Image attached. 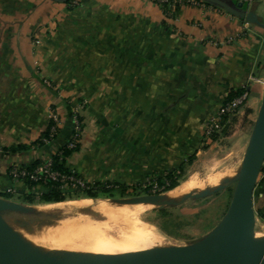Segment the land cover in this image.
Listing matches in <instances>:
<instances>
[{"label":"crops","instance_id":"crops-1","mask_svg":"<svg viewBox=\"0 0 264 264\" xmlns=\"http://www.w3.org/2000/svg\"><path fill=\"white\" fill-rule=\"evenodd\" d=\"M1 22L0 148L34 142L50 111L59 117V132L41 148L0 155V194L27 193L24 184L8 178V167L44 161L69 140L72 108L63 104L68 99L115 102L113 110H83L79 150L67 166L86 181L117 184L174 170L192 155L195 162L205 150L206 119L231 90L250 93V116L259 109L264 29L210 7L183 6L166 20L148 0H80L73 10L50 0H0ZM80 28L86 32L84 52L94 56L88 67L100 70L101 88L89 87L90 80L78 87L77 72L60 76L66 63L60 54L73 48L54 38ZM96 38L99 45L91 44ZM35 62L49 81L69 91H45L44 81L29 71ZM253 210L255 228L264 230V173L253 191Z\"/></svg>","mask_w":264,"mask_h":264},{"label":"rangeland","instance_id":"rangeland-1","mask_svg":"<svg viewBox=\"0 0 264 264\" xmlns=\"http://www.w3.org/2000/svg\"><path fill=\"white\" fill-rule=\"evenodd\" d=\"M256 3L254 11L259 16L260 23L264 25V0ZM0 27H4L3 22L0 23ZM48 27L52 28L51 25ZM85 33V29L80 28L74 33L75 37L74 34L70 36L67 34L62 37L55 36L54 39L58 41L59 45H65L68 49L70 47L69 43H71L73 48L71 52L65 51L60 54L62 60L66 61V63L63 61L64 66L60 69V76L64 77L77 72L76 80H78L77 82L81 81L78 87H84L85 82L90 80L92 85H88L89 87L101 88L102 86L100 87L99 85L100 70L88 67V61H92L90 56H94L84 52L86 49L83 45H86L85 41H87L85 36H83ZM99 42V39L96 38L91 44L99 45ZM73 45L77 46L76 52H74L75 47ZM61 58L59 59L61 60ZM29 69L34 76L44 81L40 86L45 91H57L62 94L69 91L70 86L55 85L49 81L50 79L42 72L37 62ZM260 83L263 87V79L260 80ZM74 87L73 84L71 88ZM261 94L262 91H260L259 95ZM250 97L248 92L247 100ZM246 102L229 119L227 124L216 133L215 140L207 139L202 133V145L205 150H203L201 156L190 166L185 167L177 186L173 190L158 194L160 201H174L176 205L157 208L151 204L117 205L111 203L112 199H130L152 195L145 194L142 190L148 181L147 178L151 176L149 174L139 181H126L125 184L119 183L118 185L128 187L123 196L117 192H112L111 197L100 195L96 200H88L84 196L79 195L67 198L65 202L57 204H45L36 197L34 202L30 204L20 201L17 196L13 195V198L8 201L21 204L28 211L26 213L3 212L0 213V217L22 243L33 249L48 253L62 252L53 250L51 249L52 247L99 254H114L147 247H182L192 244L206 236L221 221L228 208L234 186L229 184L224 189L197 200L188 198L180 202V198L185 195L192 196L206 190H213L226 183L227 179L230 182L236 177L243 157V148L247 146L258 113V110H255L254 114L250 116L249 110L246 108ZM65 103H67L66 105L69 108H78V111L81 109L80 105H76V100L68 99L63 104L65 105ZM83 104L85 108L93 110L99 108L115 109V106L112 108L115 102L111 101L84 100ZM106 118L111 119L113 116H107ZM242 138L243 142L241 141ZM215 174L223 176L222 178L224 179L216 184H209L206 178ZM259 176L260 174L257 180ZM188 178H195L199 183L197 190L176 196L175 189ZM106 182L114 183L113 181H102L100 183ZM137 185H140V188ZM9 191L12 194L15 193L12 189H9ZM38 225L55 228L62 235L47 241L26 230L31 226ZM254 234L256 239L262 238L264 230L257 227L254 229ZM41 246L46 247L43 248Z\"/></svg>","mask_w":264,"mask_h":264},{"label":"water","instance_id":"water-1","mask_svg":"<svg viewBox=\"0 0 264 264\" xmlns=\"http://www.w3.org/2000/svg\"><path fill=\"white\" fill-rule=\"evenodd\" d=\"M65 3L68 0H50ZM225 13L260 26L256 13L231 0H198ZM260 105L236 177L213 190L182 196L180 202L201 199L233 184L228 208L218 225L202 239L182 247H150L115 255L75 252L48 253L22 243L0 217V264H264V236L254 237L253 191L264 165V76ZM117 205L151 204L157 208L176 205L160 201L158 194L112 199ZM21 204L0 197V213H26Z\"/></svg>","mask_w":264,"mask_h":264},{"label":"trees","instance_id":"trees-1","mask_svg":"<svg viewBox=\"0 0 264 264\" xmlns=\"http://www.w3.org/2000/svg\"><path fill=\"white\" fill-rule=\"evenodd\" d=\"M72 1L73 0H68L67 2L64 3L68 10H73L79 5V3L77 5H73ZM174 1L175 0H155L154 1V4L158 6V8L161 10L166 20L171 16L175 17L179 14L180 6L178 4H174L173 5L174 8H172V4ZM201 3L207 6H210L204 2H201ZM210 7L217 9L214 6H210ZM164 28H167V27L164 25ZM138 63H141V64L155 63L157 65H163L166 63V61L165 60L146 61V60L139 59ZM244 91H246L245 88H241L236 91L231 90L226 95L224 102L230 101L233 98L240 96ZM76 105L78 106L80 105L81 109L77 111L76 113H73V109H72L71 120L73 119V116H75L81 128V133H82V130H83L82 112L85 109V105L83 104V100L81 99L77 101ZM52 126H54V123L50 119H48V123H47L45 130L38 136V138L34 142L30 143L29 145L17 144V145H12L8 148H0V149L2 153H20V152L29 151L31 149L41 148L46 145L43 143V139H49V143H50L57 137L58 132H59L58 128H56V131L53 134V137L51 139L49 138L50 129ZM73 133L74 131L72 128L71 136L69 140L64 145H62L59 149H57L51 156H49L48 159H50V162H51L50 169L52 172H56L64 176L82 178L80 175L73 172L67 166V159L73 153L79 150V141H80L81 135L80 137H78L77 139L78 142L75 143L74 148L70 149L67 147V145L72 142L71 137ZM215 138L216 137L213 136L212 139L215 140ZM193 159H194V155L188 157L186 162L182 163L178 168L174 170L164 171L158 174L157 173L151 174V176L147 178L149 185H147V187L143 188L142 190L145 192V194H152L150 193V189L153 185H156L158 188H162V192L173 190L177 186L178 180L182 176L185 167L190 166L193 162ZM46 160L44 161L35 160L31 163L21 165V167L26 169L27 171H32L42 166L46 162ZM261 173H264V165L262 166V169L260 171V174ZM21 183L26 186L27 193L19 195L17 197L20 199V201L27 202L30 204L34 202V199L36 197L42 203L57 204V203L65 202L67 198H70L72 196H79V195L84 196L88 200H96L100 195H108V197H111L112 192H117L119 195L123 196L128 189L127 186H122V185H118L116 183H111V182H106V183L88 182L86 183L85 189L78 188V187L73 188L71 186H63L62 183L57 182V181H52L49 179L39 180V181L23 180V182ZM137 186L140 188V185H137ZM0 197L3 199L9 200L13 198V194L11 192L5 191L2 194H0Z\"/></svg>","mask_w":264,"mask_h":264},{"label":"built area","instance_id":"built-area-1","mask_svg":"<svg viewBox=\"0 0 264 264\" xmlns=\"http://www.w3.org/2000/svg\"><path fill=\"white\" fill-rule=\"evenodd\" d=\"M80 0H73L72 3L73 5H77ZM154 4L155 0H148ZM234 3H242L244 6L249 8L250 6L253 5V3H256L260 0H231ZM174 4H178L181 7L183 6H190V7H210L207 6L201 1L197 0H175L172 4V8ZM212 10H216V12H219L221 14H227L224 11L220 9H215L210 7ZM248 24V23H247ZM248 97V92L244 91L240 96L233 98L230 101L223 102L219 108L216 110V112L210 116L204 125L203 129V136L206 137L207 139H212L213 136H216V133L221 130L222 127H224L229 119L233 117L245 104L247 101ZM78 108L73 109V113H76ZM48 119H50L53 123L54 126L51 127L50 129V134L49 138L51 139L53 137V134L56 131V128H58L59 125V117L53 112L50 111L48 114ZM72 128H73V135H72V142L67 145L68 148H74L75 143L78 142L77 139L81 135V128L75 118L73 116L72 119ZM44 144L49 143V139H43ZM2 154V151L0 149V155ZM50 159H47L46 162L36 168L35 170L32 171H27L26 169L22 168L21 165H11L10 167L7 168V176L10 178V180L14 183H21L23 180H29V181H39V180H45L49 179L52 181H57L63 184V186H71L73 188H86V183H88L86 180L82 178H74L72 176H64L60 175L56 172H52L50 169ZM147 185H149V182H146V185L143 187L146 188ZM6 192H11L9 189ZM162 192V188H158L156 185H153L150 189V193L152 194H159Z\"/></svg>","mask_w":264,"mask_h":264},{"label":"bare ground","instance_id":"bare-ground-1","mask_svg":"<svg viewBox=\"0 0 264 264\" xmlns=\"http://www.w3.org/2000/svg\"><path fill=\"white\" fill-rule=\"evenodd\" d=\"M222 177L218 174L217 175L215 174V175L208 176L206 178V180H207V182H209V184H216L218 181L220 182L221 180L224 179ZM198 184L199 183L195 180V178H188L187 180L182 182V184L179 187H177L175 189L176 196H180L181 194L183 195V193H186L188 191L197 190ZM26 230L29 231L30 233L37 235L39 238L47 240V241H51L54 238L62 235L61 232L58 230H55V228L42 227L41 225L34 226V227L31 226ZM41 247L45 248L46 246H41ZM148 248H150V247L138 249V250H132V251H128V252H135V251H140V250H144V249H148ZM51 249L57 250V251H62V252H82V253H86V254H99V253H94V252H86V251H82V250H75V249H68V248H61V247H52ZM128 252H121V253H114V254H101V255H115V254H123V253H128Z\"/></svg>","mask_w":264,"mask_h":264}]
</instances>
